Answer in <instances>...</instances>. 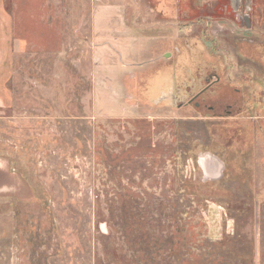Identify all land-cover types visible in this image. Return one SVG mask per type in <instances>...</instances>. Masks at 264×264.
Returning a JSON list of instances; mask_svg holds the SVG:
<instances>
[{
    "label": "rangeland",
    "instance_id": "rangeland-1",
    "mask_svg": "<svg viewBox=\"0 0 264 264\" xmlns=\"http://www.w3.org/2000/svg\"><path fill=\"white\" fill-rule=\"evenodd\" d=\"M3 3L0 264H264V0Z\"/></svg>",
    "mask_w": 264,
    "mask_h": 264
},
{
    "label": "crops",
    "instance_id": "crops-1",
    "mask_svg": "<svg viewBox=\"0 0 264 264\" xmlns=\"http://www.w3.org/2000/svg\"><path fill=\"white\" fill-rule=\"evenodd\" d=\"M10 40V16L4 7L3 0H0V68L4 63ZM217 236L215 235L214 237L217 238Z\"/></svg>",
    "mask_w": 264,
    "mask_h": 264
},
{
    "label": "bare ground",
    "instance_id": "bare-ground-1",
    "mask_svg": "<svg viewBox=\"0 0 264 264\" xmlns=\"http://www.w3.org/2000/svg\"><path fill=\"white\" fill-rule=\"evenodd\" d=\"M208 160H211L212 162L210 163ZM200 161L205 170V174L209 177L208 179H219L222 176L223 165L214 156L205 155Z\"/></svg>",
    "mask_w": 264,
    "mask_h": 264
},
{
    "label": "flooded vegetation",
    "instance_id": "flooded-vegetation-1",
    "mask_svg": "<svg viewBox=\"0 0 264 264\" xmlns=\"http://www.w3.org/2000/svg\"><path fill=\"white\" fill-rule=\"evenodd\" d=\"M205 93H206V90H204V91H202V92H200L198 95H196V97L194 98V100L193 99H191L192 100V102H190V103H194V105H195V107L196 108H201V106H204V107H206V105H205V103L204 102H202V101H200V102H198L197 100H199V98L201 99L202 98V96H204L205 95ZM205 98V97H204ZM190 100V101H191Z\"/></svg>",
    "mask_w": 264,
    "mask_h": 264
},
{
    "label": "water",
    "instance_id": "water-1",
    "mask_svg": "<svg viewBox=\"0 0 264 264\" xmlns=\"http://www.w3.org/2000/svg\"><path fill=\"white\" fill-rule=\"evenodd\" d=\"M200 165H201V161H200Z\"/></svg>",
    "mask_w": 264,
    "mask_h": 264
}]
</instances>
